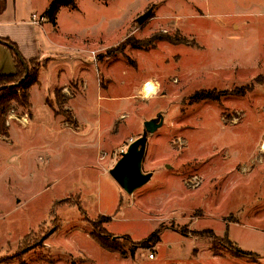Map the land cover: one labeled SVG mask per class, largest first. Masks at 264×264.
<instances>
[{
  "label": "rangeland",
  "instance_id": "1",
  "mask_svg": "<svg viewBox=\"0 0 264 264\" xmlns=\"http://www.w3.org/2000/svg\"><path fill=\"white\" fill-rule=\"evenodd\" d=\"M74 1L43 35L62 68L41 72L32 109L8 114L26 126L0 138V264H264V0ZM158 33L187 43L146 47ZM128 39L137 48H120ZM161 119L142 166L152 178L130 195L111 170ZM100 216L135 253L100 247ZM157 230L158 244L135 246ZM225 235L256 256H235Z\"/></svg>",
  "mask_w": 264,
  "mask_h": 264
},
{
  "label": "trees",
  "instance_id": "2",
  "mask_svg": "<svg viewBox=\"0 0 264 264\" xmlns=\"http://www.w3.org/2000/svg\"><path fill=\"white\" fill-rule=\"evenodd\" d=\"M109 1V0H102ZM7 6V0H0V13H3ZM75 1L74 0H53L50 7L44 14V19L47 23L56 27L57 25V16L62 8L72 7L74 8ZM5 41V40H3ZM166 42L173 45L186 44L187 41L184 38H176L175 36L169 35L167 33H158L155 36L151 37L145 42L146 47L155 46L156 42ZM13 45L17 51L19 52L17 46L9 41H5ZM136 42L133 39H128L125 44H123L120 48H124V46H132L136 47ZM135 45V46H134ZM13 53V58L15 61L16 73L13 76H0V87L3 86H11L17 85L14 88H6L5 90L0 92V136L9 137V127L7 124V118L9 112L13 109L14 105H17L27 111L31 109V90L32 88L39 83V71L40 68L35 67V60L25 61L28 66V76L26 77V69L22 64L20 58L16 55L13 49H11ZM118 50V49H117ZM251 87L246 86L240 89H235L229 92H217L216 90H201L195 92L193 95L189 97V102L191 104H198L204 101L210 102H220L222 97L226 95H244L249 92ZM57 98H60V93L57 91L55 93ZM59 108H61V104H58ZM62 110V109H60ZM67 114V113H66ZM71 125H76V122H70ZM111 221L110 217L100 216L96 222L93 223L94 231L92 232L93 237L98 242L100 247L105 251L113 254H119L121 256H127L128 252L124 250V247L127 246L131 254L135 253L136 249L134 247V243L132 242L130 237H125L123 239V243H117L115 238H111L106 229L103 227L105 223ZM210 233V232H208ZM213 235V232H211ZM210 233V234H211ZM217 239H214V243ZM160 242V232L159 230L155 231L151 234L147 239H144L142 242L138 243L139 245H135L140 248H148L150 246H154ZM224 242L229 244V249L232 253L237 257H254L256 256L252 252H247L241 249L238 246H234L232 242L229 240L228 236L225 235Z\"/></svg>",
  "mask_w": 264,
  "mask_h": 264
},
{
  "label": "crops",
  "instance_id": "3",
  "mask_svg": "<svg viewBox=\"0 0 264 264\" xmlns=\"http://www.w3.org/2000/svg\"><path fill=\"white\" fill-rule=\"evenodd\" d=\"M52 1L50 0L47 6L39 10L37 4L34 3L35 2L34 0H7V6L5 11L3 13H0V40L9 41L15 44L19 50V53L21 54V56L24 58L25 61H30L35 59L44 60L49 57L52 58L50 64H48L46 67H42V69L39 71V79L41 77V72L47 70L48 67L50 68L57 67V69H59L60 67L62 68V66H58V63L60 61L58 54L50 51V48L45 41L46 37L44 36L43 38V35H45L44 32L47 31L45 30V27L50 25L45 21L44 14L50 7ZM37 18L39 20H43L42 24L41 23L34 24L33 20ZM57 28H58V16H57V25L56 27H53V29L56 30ZM74 49L80 51V48L78 47ZM70 57L74 58L75 56H70ZM72 67H75L77 71H79L77 65H74V62ZM15 73H16V67L13 58V53L11 52L9 47L0 43V76H13L15 75ZM39 83L41 85H44L42 82H40V80ZM45 85L47 86V84ZM35 89L42 90V88L40 87L39 88L37 87ZM32 91H31V98H32ZM18 120L19 122H21L20 125H17V123L10 120L8 122L9 129L11 125H12L11 129L15 127H19L21 125L26 126V124L23 122L24 119L23 120L18 119ZM7 139L8 138L4 137L3 140H7ZM8 140L9 142L11 141L10 139Z\"/></svg>",
  "mask_w": 264,
  "mask_h": 264
},
{
  "label": "water",
  "instance_id": "4",
  "mask_svg": "<svg viewBox=\"0 0 264 264\" xmlns=\"http://www.w3.org/2000/svg\"><path fill=\"white\" fill-rule=\"evenodd\" d=\"M151 11L141 16L137 23L142 25L146 22V20L150 17ZM0 43L6 45L7 47L14 50L16 55L20 58L22 64L26 69V77L28 76V66L21 56V54L17 51V49L3 40H0ZM17 85L11 86H3L0 87V92L5 90L6 88H14ZM163 122L161 121H147L144 123L145 132L142 137L134 141L128 148V150L123 153L121 159L116 163L114 168L111 170V174L114 179L118 182V184L130 195H132L136 190L147 184L151 178V174H145L143 172V160L145 157L148 135L156 132L159 128H161Z\"/></svg>",
  "mask_w": 264,
  "mask_h": 264
},
{
  "label": "clouds",
  "instance_id": "5",
  "mask_svg": "<svg viewBox=\"0 0 264 264\" xmlns=\"http://www.w3.org/2000/svg\"><path fill=\"white\" fill-rule=\"evenodd\" d=\"M147 87H148V90H149V91H152V87H153L152 84H148Z\"/></svg>",
  "mask_w": 264,
  "mask_h": 264
},
{
  "label": "bare ground",
  "instance_id": "6",
  "mask_svg": "<svg viewBox=\"0 0 264 264\" xmlns=\"http://www.w3.org/2000/svg\"><path fill=\"white\" fill-rule=\"evenodd\" d=\"M147 95L149 96L150 94H151V91H149L148 89H147Z\"/></svg>",
  "mask_w": 264,
  "mask_h": 264
},
{
  "label": "built area",
  "instance_id": "7",
  "mask_svg": "<svg viewBox=\"0 0 264 264\" xmlns=\"http://www.w3.org/2000/svg\"><path fill=\"white\" fill-rule=\"evenodd\" d=\"M37 21H36V19L34 20V23H36ZM152 257L151 258H153V255H151Z\"/></svg>",
  "mask_w": 264,
  "mask_h": 264
}]
</instances>
